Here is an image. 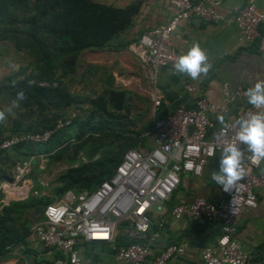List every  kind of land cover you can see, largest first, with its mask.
<instances>
[{
    "label": "built area",
    "instance_id": "obj_1",
    "mask_svg": "<svg viewBox=\"0 0 264 264\" xmlns=\"http://www.w3.org/2000/svg\"><path fill=\"white\" fill-rule=\"evenodd\" d=\"M166 5L170 11L167 22L145 31L126 48L140 66L151 105V123L142 134L150 142V147L128 149L108 179L91 192L64 193L48 203L42 210L43 219L30 227L34 239L42 247L58 251L65 264L81 263L77 249L79 241L109 243L117 230L128 240L116 250L118 261L168 264L174 256L181 255L184 251L182 244L167 245L153 255L148 243L142 242L154 238V235H147L149 210L153 206L156 211H161L182 174L201 176L208 159L230 143L238 144L244 152V177L227 192L219 185L215 201L195 197L188 202L174 204L169 214L175 220L187 218L219 222V235L213 246L201 250L200 264H250L234 235L241 215L256 206L254 190L264 188V159L254 162L247 146L236 140L239 131L236 121L261 109L240 103L230 111L229 103L234 98H246V90L237 89L229 96L223 85L224 106L200 97L192 109L177 107L155 117L161 103L155 74L158 68L176 62L177 52L172 42L176 26L188 17L213 24L224 20L219 0H166ZM230 19L237 42L254 43L264 54V4L256 7L249 3L235 8ZM184 89L188 93L193 92L190 84H186ZM209 114L222 116L223 122L214 125L208 118ZM71 120L72 117L67 116L42 132L8 136L0 140V153L20 144H44L56 132L68 128ZM41 158L42 155L38 154L14 163L12 178L0 181V208L28 195H47L41 182V189L37 191L29 178L31 161L37 162Z\"/></svg>",
    "mask_w": 264,
    "mask_h": 264
},
{
    "label": "crops",
    "instance_id": "obj_2",
    "mask_svg": "<svg viewBox=\"0 0 264 264\" xmlns=\"http://www.w3.org/2000/svg\"><path fill=\"white\" fill-rule=\"evenodd\" d=\"M95 2L122 8L134 0H94ZM224 20L220 23H207L194 17H188L180 22L173 31L172 42L177 57L184 54L193 43H198L209 57L212 68L207 76L192 80L187 75L173 74V65L160 67L155 74L161 103L154 114L162 116L177 107L192 109L197 98L224 106L222 86L229 96L237 89L247 91L254 86L257 79H264V54L253 44H239L231 22L233 9L246 4L260 7L264 0H219ZM170 11L166 0H142L138 13L133 17L131 26L120 36L130 37L136 33L138 37L147 30L167 22ZM264 25V24H263ZM137 37V38H138ZM134 58V57H133ZM135 59V58H134ZM139 72L141 74L140 66ZM142 76V75H141ZM190 84L193 92L185 91L184 86ZM247 103L244 99H235L229 103L230 111L240 104ZM264 111V108L261 109ZM221 117L209 114L208 118L214 125ZM151 119L149 120V124ZM222 151L216 152L203 167L199 177L182 174L179 184L164 204L161 211L152 206L149 210L148 236L154 235L148 243L153 255H157L165 246L182 244L184 251L168 261V264H200V252L211 247L219 235L220 224L217 220L200 222L187 218L173 219L169 214L172 205L188 202L200 197L207 201H215L218 186L210 177L212 171H219V161ZM256 206L241 215L236 227L234 238L240 250L247 255L250 264H264V188L255 189ZM127 238L117 230L109 243L79 241L77 245L80 264H128L118 261L115 257L118 247L125 245ZM65 264L58 251L42 247L32 235L0 257V264Z\"/></svg>",
    "mask_w": 264,
    "mask_h": 264
},
{
    "label": "trees",
    "instance_id": "obj_3",
    "mask_svg": "<svg viewBox=\"0 0 264 264\" xmlns=\"http://www.w3.org/2000/svg\"><path fill=\"white\" fill-rule=\"evenodd\" d=\"M141 2L142 0H134L122 8H116L94 0H0V19L8 17L6 16L8 6L31 5L34 14L21 19L23 33L37 46L41 59L49 69L66 56L75 55L86 49L108 47L114 38L119 37L131 26ZM9 88L14 98L19 90H23L26 99L20 102L22 106L35 105L39 111L46 107L61 110L73 103L71 95L51 76V73L39 77L27 75L14 81ZM108 101L116 114L106 110L102 97L98 96L90 100L94 111L88 119L79 123L74 139L70 142L71 145L61 146L48 155L50 161L64 158L70 164H76L56 177L51 193L49 191L48 195L43 196L28 195L23 200L10 202L0 208V257L5 256L12 247L23 244L25 239L32 235L30 227L34 222L43 219L42 210L48 203L60 198L66 192L76 194L91 192L100 182L112 175L125 151L144 146L146 137L142 134L150 126L149 121L142 123L134 131L130 130L123 122L124 116L118 114L125 101L124 92L110 91ZM61 118L65 116L56 117L42 129L14 132L0 136V140L11 135L42 132L52 128ZM65 129L56 132L44 144H20L0 153V157L4 158L9 151H20L23 157L45 154L50 149V142H59ZM101 138L116 142V147L97 158H92ZM79 154L86 160L77 162L76 157ZM2 159H0V180L10 179L11 176L6 174L2 167ZM17 161H13L12 166ZM34 169H37L36 161L31 165V172ZM35 185V188L41 189L36 183Z\"/></svg>",
    "mask_w": 264,
    "mask_h": 264
},
{
    "label": "rangeland",
    "instance_id": "obj_4",
    "mask_svg": "<svg viewBox=\"0 0 264 264\" xmlns=\"http://www.w3.org/2000/svg\"><path fill=\"white\" fill-rule=\"evenodd\" d=\"M6 11L8 17L0 19V111H5V120L0 122V136L22 130L42 129L58 116L72 117L71 125L63 130L59 142H50V149L45 154H41L42 158L37 160V169L29 175L33 189L40 191L35 188V183L39 185L41 182L48 195L55 186L56 177L67 168L76 165L70 164L64 158L50 161L48 155L73 141L79 123L88 119L94 111L90 100L98 96L102 97L106 110L116 114L108 101V93L113 90L123 91L125 101L118 114L124 116L123 122L127 127L134 131L151 119V105L146 94L145 81L139 72L137 61L126 49L137 39L139 33L129 38L116 37L106 48L86 49L75 55L66 56L48 69L36 49L37 46L23 33L21 19L34 14L31 5L8 6ZM48 73H51V76L73 98V103L69 107L61 110L46 107L39 111L35 105L23 107L19 103V107H12L10 113L6 111L15 99L9 88L14 81L27 75L39 77ZM144 146L150 147L147 139L144 141ZM115 147L116 142L101 138L92 158H97ZM21 157L23 156L20 155V151H9L4 158L0 157L3 158L1 164L5 173L11 178L12 162L22 159ZM76 158L77 162L86 160L81 154Z\"/></svg>",
    "mask_w": 264,
    "mask_h": 264
},
{
    "label": "clouds",
    "instance_id": "obj_5",
    "mask_svg": "<svg viewBox=\"0 0 264 264\" xmlns=\"http://www.w3.org/2000/svg\"><path fill=\"white\" fill-rule=\"evenodd\" d=\"M212 68L209 57L198 43L193 45L177 57L173 65V74H183L192 80H198L201 76H207ZM247 102L256 109L264 108V79H257L254 86L249 87L245 93ZM26 99L23 90L16 93L12 105L6 111L11 112L12 107H19V103ZM223 122V117H218ZM5 120V111H0V122ZM239 131L236 140L247 146V151L252 153V160L258 162L264 159V111L250 113L246 118L236 121ZM244 152L236 143H230L223 148L219 171H212L210 177L217 185L223 187L224 191L245 175L242 166ZM52 211H56L53 209Z\"/></svg>",
    "mask_w": 264,
    "mask_h": 264
},
{
    "label": "water",
    "instance_id": "obj_6",
    "mask_svg": "<svg viewBox=\"0 0 264 264\" xmlns=\"http://www.w3.org/2000/svg\"><path fill=\"white\" fill-rule=\"evenodd\" d=\"M21 160H22V161H24V160H25V158H22ZM34 163H35V161H34V160H32V161H31V165H33Z\"/></svg>",
    "mask_w": 264,
    "mask_h": 264
}]
</instances>
